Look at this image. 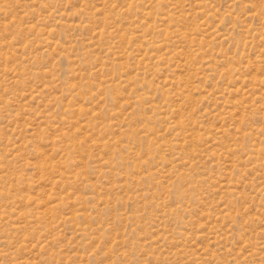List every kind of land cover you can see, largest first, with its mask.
<instances>
[{"label": "rangeland", "instance_id": "rangeland-1", "mask_svg": "<svg viewBox=\"0 0 264 264\" xmlns=\"http://www.w3.org/2000/svg\"><path fill=\"white\" fill-rule=\"evenodd\" d=\"M0 264H264V0H0Z\"/></svg>", "mask_w": 264, "mask_h": 264}]
</instances>
